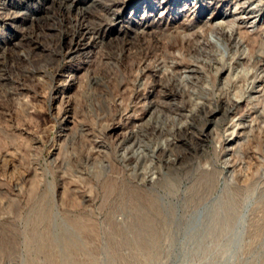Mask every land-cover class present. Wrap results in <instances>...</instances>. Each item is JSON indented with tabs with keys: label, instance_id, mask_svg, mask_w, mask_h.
<instances>
[{
	"label": "rangeland",
	"instance_id": "obj_1",
	"mask_svg": "<svg viewBox=\"0 0 264 264\" xmlns=\"http://www.w3.org/2000/svg\"><path fill=\"white\" fill-rule=\"evenodd\" d=\"M96 1L0 0V264H264V0Z\"/></svg>",
	"mask_w": 264,
	"mask_h": 264
},
{
	"label": "bare ground",
	"instance_id": "obj_2",
	"mask_svg": "<svg viewBox=\"0 0 264 264\" xmlns=\"http://www.w3.org/2000/svg\"><path fill=\"white\" fill-rule=\"evenodd\" d=\"M118 3H122V1L121 0H97L96 2H93L92 7L93 8H99L104 13V12H106V10H109L113 6H116ZM65 17H64V20L65 21H68V19H65ZM97 17H98V21H99V23H97V24L101 28L104 26V24H110L112 22L111 21V17H110L109 14H103V15L100 14ZM61 21L63 22V15H62V20H60V21H57L55 19H51V23H52L53 26L60 25V23H62ZM75 22H76V25L75 26H76V28H78V30L80 28H82V26H84V24H83V22H81V20H76ZM49 27L51 28V25ZM72 33H73V35H71V36H73V38H74V36H76L77 33L76 32H72ZM69 34H70V32H69ZM67 47H68L69 50L73 51V49L75 48V45H73V42H72V43L68 44ZM59 50H61V49H59ZM145 57L148 58L149 56H145ZM166 57L167 56H162V59H164ZM26 59H28V58L26 57ZM26 59H23V61H27ZM124 61L125 60H123V63H124ZM40 69H41V67H40ZM3 75H5V74L3 73ZM20 81H22V80H19V83H20ZM186 134L189 135L191 133L188 131ZM211 189H212L211 178H209L208 176L201 175V176H199L196 179L195 183L190 188V197L195 198V199L198 198V200H201L202 198L206 197L209 194V192L211 191Z\"/></svg>",
	"mask_w": 264,
	"mask_h": 264
}]
</instances>
